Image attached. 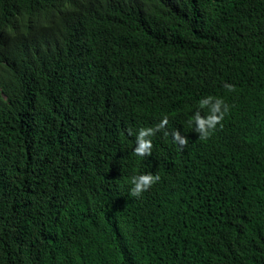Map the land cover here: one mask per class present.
<instances>
[{
	"label": "trees",
	"instance_id": "obj_1",
	"mask_svg": "<svg viewBox=\"0 0 264 264\" xmlns=\"http://www.w3.org/2000/svg\"><path fill=\"white\" fill-rule=\"evenodd\" d=\"M26 1L0 0V264H264V0Z\"/></svg>",
	"mask_w": 264,
	"mask_h": 264
},
{
	"label": "bare ground",
	"instance_id": "obj_2",
	"mask_svg": "<svg viewBox=\"0 0 264 264\" xmlns=\"http://www.w3.org/2000/svg\"><path fill=\"white\" fill-rule=\"evenodd\" d=\"M65 1L70 4L69 0H65ZM26 3H27V5H25L21 10L19 9V12L17 14H21V17L23 19H31L34 15V8H32V6H34V2H33V0H31V1H26ZM30 4H31V6H30ZM37 5H40V4H37ZM8 7H9V3L0 2V23H3L4 26L7 24L8 20H9V16L5 14ZM83 7H84V5H83ZM106 7L107 8L112 7L111 2L107 3ZM45 22L48 24L47 21H45ZM83 34L85 36V31H83ZM0 37L2 38L3 36L0 34ZM44 68H46L48 71L50 69L54 70V68H51V67L46 66V65H44ZM30 70H32V69H30ZM30 70L25 68V67H22L21 69L18 70V72L20 74H25V73H29ZM131 73L133 75L136 72L135 73L131 72ZM104 76H107V80L110 83H113L115 81V79L117 78L116 74L105 73ZM63 81L67 85V90H68L69 96L74 97V96L82 93V90L80 89V87H84V84L82 82L73 81L67 77H63ZM135 89H137V88H135ZM124 90H127V89H126V87H123L122 85H115V87L112 88V97H110V95L107 96L108 100H110V102H111L110 107L117 105L122 110L132 111V109H133V111H136L137 110L136 106L133 108V105H130L131 102L127 98H122L121 96H119L120 93H124ZM137 90H139L140 91L139 93H141V94H149V93H146V91L142 90L141 87L138 88ZM127 91L129 92V95L131 98L132 97L133 98H140L138 96H142V95H138V93H136V92H130V90H127ZM14 95L16 97H18L17 94H14ZM140 99H142V98H140ZM143 99H148V98L143 97ZM147 102H148V100H147ZM80 105H81V103H80ZM75 107H76V105H75ZM81 109H83L82 105H81ZM160 114H161V110H159L157 112L156 116L153 118L154 122L156 121V119L158 118V116ZM65 120L68 121V123L73 127V130L77 134L82 135L83 131H87V129H85L83 125H78L75 122L70 121L68 119H65ZM115 127L118 129H122L124 131H127V125L126 124H123L121 127H118V126H115ZM133 128H134V125L132 126V133L134 134ZM153 129H154V127L149 131L150 134H153V132H151ZM135 136H140V135H135ZM143 140L148 141V138L144 137Z\"/></svg>",
	"mask_w": 264,
	"mask_h": 264
},
{
	"label": "clouds",
	"instance_id": "obj_3",
	"mask_svg": "<svg viewBox=\"0 0 264 264\" xmlns=\"http://www.w3.org/2000/svg\"><path fill=\"white\" fill-rule=\"evenodd\" d=\"M202 103H207V100L203 101ZM219 101L217 102L216 106H219ZM220 117L212 116L211 119L208 121L209 125H214L216 121H218ZM205 123V121H203ZM161 123L169 125L167 117L161 118ZM150 131V130H149ZM144 131L140 132V136L144 135ZM148 142L142 140L141 146L136 148V152L138 155H143L147 149ZM160 177L158 175H151V174H143L133 179L132 184L133 188L131 190V194L133 196H139L142 192L146 191L153 183L158 181Z\"/></svg>",
	"mask_w": 264,
	"mask_h": 264
}]
</instances>
